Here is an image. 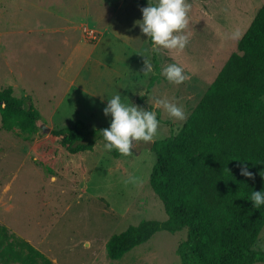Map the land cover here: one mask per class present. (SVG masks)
<instances>
[{
  "label": "rangeland",
  "instance_id": "374dc122",
  "mask_svg": "<svg viewBox=\"0 0 264 264\" xmlns=\"http://www.w3.org/2000/svg\"><path fill=\"white\" fill-rule=\"evenodd\" d=\"M189 3L184 50L153 52L134 26L147 6L136 0H0V89L11 86L16 97H30L42 116L32 135L3 130L0 116V224L56 264L180 263L177 247L187 238L185 229L158 232L116 261L108 258L106 243L144 220L168 219L149 184L155 163L150 146L176 134L179 122L157 108L154 98L176 102L188 119L264 0ZM84 27L97 31L98 40H86ZM145 59L153 68L147 75ZM171 63L189 77L180 85L161 74ZM115 92L157 113L160 124L152 142H138L123 156L98 141L93 153L73 156L46 132L73 127L78 120L91 130L109 126L102 110ZM42 146L58 149L53 173L39 164ZM257 247L264 250V229Z\"/></svg>",
  "mask_w": 264,
  "mask_h": 264
},
{
  "label": "trees",
  "instance_id": "16d2710c",
  "mask_svg": "<svg viewBox=\"0 0 264 264\" xmlns=\"http://www.w3.org/2000/svg\"><path fill=\"white\" fill-rule=\"evenodd\" d=\"M156 71L159 75L157 64ZM0 116L3 130L19 128L26 135L35 134L42 121L31 98L16 97L11 86L0 89ZM108 127L91 130L78 120L73 127L52 129L50 138L71 155L82 156L104 142L99 131ZM150 150L155 163L149 184L168 219L144 220L111 236L106 243L111 261L121 260L158 232L185 229L187 238L177 247L179 264L264 263V250L257 247L264 206L257 209L250 201L252 191L264 190V4L185 124L176 134L154 141ZM58 153L42 146L39 164L53 173ZM241 163L251 178L240 174ZM0 264L56 263L0 224Z\"/></svg>",
  "mask_w": 264,
  "mask_h": 264
},
{
  "label": "clouds",
  "instance_id": "9594fccd",
  "mask_svg": "<svg viewBox=\"0 0 264 264\" xmlns=\"http://www.w3.org/2000/svg\"><path fill=\"white\" fill-rule=\"evenodd\" d=\"M190 7L189 0H147V6L140 9L142 18L134 21V26H138L141 33L147 37L146 41L150 42L153 52L161 49L183 51L188 44L185 30L189 25ZM238 35L233 34V39L238 38ZM152 70V64L145 59L143 73L147 75ZM161 74L175 85H180L189 78L184 69L176 63L168 64ZM125 98L127 102L122 100L119 92L107 98L102 111L105 117H110L109 127L99 132L106 151L115 150L123 156H128L136 143H150L156 138L160 122L155 111L145 110ZM154 104L166 112L171 120L179 122L177 130L187 119L186 111L172 100L157 97L154 98ZM240 174L252 177V173L243 163L240 165ZM250 201L257 209L264 206V190L252 191Z\"/></svg>",
  "mask_w": 264,
  "mask_h": 264
},
{
  "label": "built area",
  "instance_id": "2783aa9c",
  "mask_svg": "<svg viewBox=\"0 0 264 264\" xmlns=\"http://www.w3.org/2000/svg\"><path fill=\"white\" fill-rule=\"evenodd\" d=\"M84 38L88 41L95 42L98 40L99 33L89 27L83 28Z\"/></svg>",
  "mask_w": 264,
  "mask_h": 264
},
{
  "label": "water",
  "instance_id": "95a60500",
  "mask_svg": "<svg viewBox=\"0 0 264 264\" xmlns=\"http://www.w3.org/2000/svg\"><path fill=\"white\" fill-rule=\"evenodd\" d=\"M46 132H47V133H50V129L48 128V129L46 130Z\"/></svg>",
  "mask_w": 264,
  "mask_h": 264
}]
</instances>
